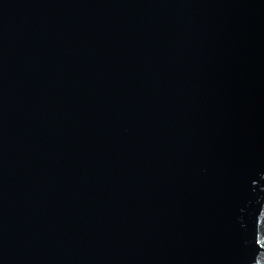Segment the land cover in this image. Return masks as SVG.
<instances>
[{
	"label": "water",
	"instance_id": "95a60500",
	"mask_svg": "<svg viewBox=\"0 0 264 264\" xmlns=\"http://www.w3.org/2000/svg\"><path fill=\"white\" fill-rule=\"evenodd\" d=\"M0 264H264V0H0Z\"/></svg>",
	"mask_w": 264,
	"mask_h": 264
}]
</instances>
